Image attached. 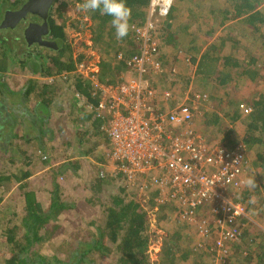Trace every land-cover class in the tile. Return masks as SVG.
<instances>
[{
	"label": "trees",
	"instance_id": "1",
	"mask_svg": "<svg viewBox=\"0 0 264 264\" xmlns=\"http://www.w3.org/2000/svg\"><path fill=\"white\" fill-rule=\"evenodd\" d=\"M23 1L25 0H0V14L4 9L11 8ZM178 1L183 3L182 0ZM69 3L72 6H77V4L79 6L83 0H54L48 9L46 15L48 31L45 38L49 45L41 43L31 45L23 42L25 47L18 53L15 50V41H20L19 39L23 38L20 34L14 35L15 30L12 31V28L0 25V152L3 154L0 161L7 168L6 171L2 169L3 167L0 168V191L5 190L4 184L7 181L17 183V189H21L22 192L23 202L22 213L19 218L14 223L13 216L15 213H13L6 222V230L3 231L4 241L9 242L12 251L4 258V264H108V258L112 257H114L112 258L115 261L114 264H208L200 261L199 257H208V253L196 251V241L190 243L186 249L187 252H181V246H177L176 243L180 237V231L176 230L163 242L158 259L152 261L148 253L151 233L147 207L143 204V195L140 196L139 193L131 190L122 195L112 194L108 202H104V204L101 202L103 215L97 221L89 222L88 225L94 226L93 230H88L87 235H81L79 239L72 241L73 244L67 255L48 254L43 250L45 240L51 237L59 227V224L56 223L59 215L69 209L76 208L73 202L63 198L60 176L69 168L73 170L79 168L81 160L104 143L106 152L109 150L108 136L104 129L107 119L106 116L103 118L95 116L94 111L86 109L74 97V90H77L91 103L97 104L99 97L92 96L93 85L91 80L86 77L80 74L70 75L71 81L61 84V82L56 83L54 81V83H48L45 79L32 75L25 79L18 89H15L4 80L3 75L8 68L1 62L14 61L21 68L28 65L32 74L46 77L73 69L74 60L70 55H67L70 54L67 51L71 49L72 42L67 39L64 21H57V18L66 17ZM147 3L148 0H127V5L131 9L129 26L132 23L137 25L143 23L146 18ZM263 3V0H236L232 4L231 13L228 12V9H223L224 11L217 13L219 7L214 6L211 7L210 12L213 17L220 20V24L230 19L243 20L245 25L242 29L246 32L244 36H249V32L253 35L258 33L263 36L264 44V31H259L264 26V8L261 6ZM88 16L92 32L90 39L93 45L102 44V38L114 35L113 32L112 35L105 33L107 27H111L114 31L110 17L101 14L99 10L89 13ZM168 18H174L171 12ZM75 22L78 20L72 19L70 24ZM172 27H174L173 24L168 23L165 28L168 37L165 43L178 47L177 51H173L174 59L177 58L178 61L186 62V69L188 66L191 69L187 73L189 75L185 74L187 76L179 80L181 74L175 69L172 70L173 65L166 64L168 57H165V53L161 52L163 44L161 39L159 40L158 54L161 60L164 59L161 56L165 55L166 67V70L162 72V75L166 76L161 78V85L162 88L170 89L173 93L171 94L172 101L169 104L175 106L181 102V98L187 93L190 94V99L193 96L195 98V94L201 93V99H197L200 106L193 110L192 116V121L200 130L210 128L211 125L214 128L221 121L225 126L224 120L229 119V123H234L238 117H241L246 129L241 140L248 146L256 143L260 145L254 162L258 163L259 167L264 170L263 93H256L255 97H252V103L247 105L245 99H237V96H232L235 90H232L231 87H228L230 90L225 91V93L220 94L219 92L223 90L221 88L233 81L235 75H245L250 80H253L254 76L258 77L264 66V56L260 59L244 47L245 54L241 58L238 57V49L242 48L239 45L242 36L233 35L231 33L233 28L230 29L228 35L224 36L222 34L214 35L215 31L212 32L211 30L201 32L202 35H209L208 38H205L200 44L196 52L198 55L187 56L181 51L184 46V38L182 39L181 36H184V32L194 35L193 31H188L186 25H176L173 31ZM158 35L160 37V33ZM227 41L232 49L228 51V54H223L220 52V48ZM115 42V53L122 50L128 55L137 49L130 30L127 36ZM100 47L104 51L102 46ZM262 49H264V45ZM83 55V53L79 54L75 61L81 60ZM112 57L114 54L110 58L100 59L98 63L99 80L106 84L118 81L121 71L125 69L123 61L112 59ZM165 80L171 81L166 82ZM199 81L201 84L202 81L204 82L205 87L200 86L203 89L199 88ZM63 86L65 87L64 91H70L72 101L69 110L75 113V116L69 119L71 126H68V130L66 125L62 123L54 127L55 121H59L60 113L64 108L62 106L64 101L59 98ZM212 89L216 90L212 92L213 94L210 92ZM216 101L220 111H217V107H215ZM228 105L230 110L225 108ZM239 105H244L250 110L244 113ZM230 130H225L224 138L228 137ZM93 135L96 138L92 140ZM56 136H62L59 141L60 145L66 149H71V152L61 159L50 155V151L56 147L52 144V140ZM100 138H103V141H100ZM85 142H88V147L84 145ZM228 142L225 143L233 145L238 141ZM34 155L43 164H48L47 170L54 173L51 182L46 187V192L51 195L46 206H43L41 201L37 199L36 189L28 188V178L34 174L31 168ZM77 155L80 156L77 157ZM246 157L248 159L247 155ZM99 160H101V155L97 156L91 165L96 166ZM115 175L116 177L111 176L106 170L96 172L95 184L91 186L94 191L93 195L100 191L106 179H117L119 175L122 176V173L116 172ZM50 184L51 187H48ZM152 191L155 195H159V189ZM94 197L96 198V196ZM1 199L2 196L0 195ZM155 202L152 199L147 201L150 206H154ZM165 202L164 205L162 204L163 206H167V202L170 201ZM11 222L12 224L9 225ZM250 227L254 226L250 225L245 228L237 240L231 241L230 254L227 258H230L233 252V254H238L242 251L245 254L242 262L245 264H264V232L259 235L260 240L256 236L254 238L248 237L247 233L255 231ZM174 235L176 236L174 237ZM66 243L64 242L65 247ZM251 243L254 244L248 247ZM62 248H64L63 245ZM112 253L114 255H111ZM102 259H104L103 262L100 261ZM184 260L187 261L184 262ZM219 263L228 264L230 262L229 259H224Z\"/></svg>",
	"mask_w": 264,
	"mask_h": 264
},
{
	"label": "built area",
	"instance_id": "2",
	"mask_svg": "<svg viewBox=\"0 0 264 264\" xmlns=\"http://www.w3.org/2000/svg\"><path fill=\"white\" fill-rule=\"evenodd\" d=\"M173 2L148 0L143 23L129 26L137 49L128 55L122 50L115 53V59L125 64L115 83L99 80V62L94 64L97 68L74 65L45 80L62 84L70 82L69 76L75 74L91 80V94L99 97L97 104L77 90L74 97L95 116H106L104 129L110 145L107 162L113 165L109 173L121 172L126 181L138 184L141 190L159 189L155 200L173 202L179 219L197 227L200 238L195 250L212 252L219 263L229 259L230 243L238 239L247 223L264 232V219L257 224L248 215L245 203L225 199L226 191L235 195L247 185L249 160L243 144L208 141L192 121L202 94L190 99L187 93L181 102L171 106L172 90L157 82L166 76L162 75L165 63L158 54L159 26L168 17ZM239 107L244 113L250 110L244 105ZM162 189L166 196L161 195ZM205 211L211 221L200 215ZM213 220L217 231L210 249L211 245L202 240L212 234Z\"/></svg>",
	"mask_w": 264,
	"mask_h": 264
},
{
	"label": "rangeland",
	"instance_id": "3",
	"mask_svg": "<svg viewBox=\"0 0 264 264\" xmlns=\"http://www.w3.org/2000/svg\"><path fill=\"white\" fill-rule=\"evenodd\" d=\"M182 1L183 3H180L178 0H174L173 6L170 11L171 15H173L174 18L167 17L165 20L161 22L159 26L160 37L158 35V37L161 38L163 44L161 52L165 53L166 56L163 54L165 57H168L166 59L167 60L166 64L170 63L171 65L174 66L173 68L178 73L181 74L179 80L184 79L183 77L189 75L187 73H189V69L191 68L188 66V68L186 69V65H187L186 62H183L181 60L178 61L177 58L174 59L173 51H177L178 47L171 46L170 43H165V41L168 40L165 29L168 23H172L174 27H176V25H182V26L186 25L188 31L189 30L193 31L194 35L187 34V32H184V36H181L182 39L184 38L183 40L184 46L183 49L181 48L180 49L182 53H184L187 56L198 55L196 52L199 49L200 44H202V41L205 40V38H208L207 36L209 35L206 34L202 35L201 32L211 30L212 32L215 31L214 35L222 34L224 36V35H228V32L232 28L233 29L231 33L233 35L242 36L239 45L242 46L243 50L242 48L237 47L239 48L238 53L236 52L238 54V57L240 58L243 57V55L245 54V48H248V50H250L255 56L260 57V59L264 56V49H262L264 45L263 36L259 35L258 33L257 34L255 33L253 35L251 32H249L250 35L245 37L244 35L246 32L243 31L242 29V27L245 25L243 20L237 21L238 19H230L220 24L219 23L220 20L218 18L213 17V15H211L210 11L212 10L211 7L213 6L219 7V11H217V13L224 11L223 9L226 10L228 9V12L231 13L230 11H232L231 10L232 4L236 0H182ZM261 6L264 8V3ZM66 11H67L66 17L57 18V21L58 22L64 21V27L67 30L66 31L67 39L72 42L71 49L67 51L70 54L67 55H70V57L74 60V65L77 66L83 65L85 69H87V66L96 67L94 64L99 62V59L104 57L110 58L113 54H115L114 45L116 43L115 41L118 39L115 37V33L114 31H112L111 27H107L105 29V33L112 35L113 32L114 35H112L111 37L102 38L103 41L102 44H98L97 46L93 45L90 39L92 32H91V25L89 18L87 20L83 19L84 13L80 11L78 4L77 6H72V4L69 3L67 5ZM72 19H77L78 22H75L71 25L70 21ZM174 27H172V31L174 30ZM259 31L263 32L264 26ZM177 32L179 33V30ZM18 34H20L19 30H17L14 33V35H18ZM189 39H191L192 41ZM19 40L20 41L18 40L15 41V46H16L15 50L18 53L23 50V47H25V44L23 43L24 40L21 38ZM100 46H102L104 51L101 49ZM220 49H221L220 50L221 53L228 54V51H231L232 48L230 47V45H228V41H227V43L226 44L224 43ZM82 53L84 54L83 58L81 60L75 61L78 55ZM164 56L161 57L165 59ZM1 63L7 65L8 69L3 75V77L4 80L8 83V85L12 88L18 89L23 83V81L28 77H31L32 75L34 77L40 76L39 74H32V71H30V67L28 65L24 66V68L23 67L21 68L18 65V63L14 61H7ZM258 64L261 65V63ZM98 68H99V64H98ZM185 74L187 75L185 76ZM45 77L46 76H41L42 79H45ZM170 81L171 80H167L166 82H170ZM157 82L161 84V81L157 80ZM198 86L199 88L201 87L204 88L205 87L204 82L202 81L201 84V81H199ZM228 87H231L232 90H235L232 96L233 95L235 97L237 96L238 97L237 99H245L247 105L248 103L251 104L253 101L252 97H255L256 93L260 92L263 93L264 95V66L260 71V75L258 77L254 76L253 80L248 79L245 75H235L233 81H231L229 85L221 88L223 90L219 91L220 94L225 93V91L227 90H230V88ZM64 90L65 87L63 86V89L59 96V98L62 99V101H64V103H62V106H64V108L60 113L59 121L58 122L55 121L54 127H57V124L59 125L62 123L66 125V129L68 130L69 129L68 126H71L69 119L70 117L75 116V113L69 110L71 107L70 103L72 101V98L70 96L71 95L70 91L67 90L64 91ZM177 91L179 92L178 89ZM214 91L216 90L212 89V91L210 92L212 93ZM215 107H217L216 108L217 111H220V109H218L217 101ZM225 108L227 110H230L229 105L225 106ZM224 121L226 123V124L224 123L225 126L222 124L221 121V123H219L214 128L211 125L209 126L210 128L202 129L201 133L208 141H214V142L238 141L239 143L243 144V149L246 152V155L248 156V160H249V165H248L249 167L246 173L247 185H245V188H243L245 190H241L240 195L237 194L234 195V193H232L231 191H226L225 199L233 202H241L243 204L245 203L244 205L247 206L248 215L250 216V218L257 224H260L259 222H261V220L264 219V170H262V167H259L258 163L254 162L255 155L258 149H260V145L256 143L248 146L245 143H243L241 139L246 129H245L244 121L242 120L241 117H238V119H236L234 123H229V119L228 120L226 119ZM88 125L89 122L87 124V127ZM226 129L228 130L231 129V130L228 137L224 138L223 136L226 133L225 131ZM60 137L62 136H56L55 138H53L52 144L57 148L55 147L56 149L54 148L50 151V155L56 156L58 157V159L63 158L65 155L71 152V149H66L63 145H60L59 143V141L61 140ZM85 137L87 138V135ZM95 138L96 136L93 135L92 140ZM100 141H103V138H100ZM84 145L88 147V142H85ZM109 153H110V145H109V150L106 152V146L104 143L103 145H101V147H97L94 152H90L91 154L90 157L92 160H95L97 156L99 157L101 155V160H99V163H96V166L91 165V160H89L88 163L82 160L79 168L75 170L69 168L68 171L63 172V174L60 176L61 177L60 184L63 189V192H61L62 196L63 198H66L68 201L73 202L76 208L69 209L59 215L56 222L57 224H59V227L51 237L45 240V243L43 245V250L48 254H53V255L56 254L59 256L65 254L67 255L69 253V249L73 244L72 241H76L77 239H79L81 235H87L88 230L90 231L93 230L94 226L93 225L90 226L88 224H90L89 222L97 221L98 219L101 218V215H103V212H101L102 205L104 204V202H108V200L110 199V195L112 194L114 195L116 193L122 195L124 192L126 193V191L131 190L139 193L140 196L143 195V199H144L143 204H145V206L147 207L146 209H147V215L149 221V230L151 233L149 237L150 243L148 247V253L150 259L152 261L158 259V254L160 253L163 242L165 241L166 238H169L171 233L174 232L175 230L180 231L179 232L180 237L176 241L177 246H181V250H182L181 252H187L186 249L188 248V246H190V243H194L200 238L198 235L197 227L194 225V223H190V224L183 223V221L179 219L177 214V207L173 202H167V206H163L166 202L158 203L155 199L159 198V195H155L152 191L153 189L141 190L138 184L128 182L126 181L124 176L119 175V177L117 179L115 178L114 180L110 178L106 179L103 182L100 191L97 194L93 195L94 191L91 189V186H94L95 184L94 179L96 172L99 173L100 170H106L108 172H111L113 170L111 169L113 165L108 164L107 162V156L109 155ZM1 155H3L2 152H0V157ZM79 156L80 155H77V157ZM0 168L4 169L5 171L7 170V168L4 167V164L2 163L0 165ZM31 168L34 171V174L28 178L29 181L28 188H35L37 191L36 194L37 199L41 201L43 206H46L48 204L49 198L51 197V195L48 192H46L47 190L46 187L47 184L51 182L54 173L52 171H48L47 168H49V165L43 164L41 160L38 158H35L33 160V164ZM110 174L111 176L116 177L115 174L113 173ZM252 179L254 180V185L249 183V181ZM96 184L98 185V183ZM4 185H5V190H3V192L0 191V195L2 196V199L0 200V264H4L3 262L4 258H6V256H8L12 252L10 250L11 246L9 242L4 241L5 236L3 235V231L6 230V222L10 217H12L13 213H15V215L13 216L15 223L16 219L19 218V216L21 215L22 207H23L22 192L21 189H19L20 191L17 189L18 184L7 181L5 182ZM48 187H51V184ZM117 187L118 189H116ZM161 195L163 196L167 195L164 189H162ZM94 196H96V198ZM148 199H152L154 202L156 201L157 203L155 202L154 206L153 205L150 206L147 203ZM208 214H209L208 211L200 213V215H205L207 219L211 221V217H208L209 216ZM250 223L251 222L247 223V225L245 224L246 226H244V229L252 225V223L251 224ZM11 224L12 222L9 225ZM215 226L217 225H215V222L213 220L211 222V227H210V231L212 234L207 235L204 238V240H202L207 245H211L210 249H213L212 242L215 237L214 233L217 231ZM254 227H250V228L255 229V231L254 230L253 232L250 231L249 233H247V235L248 237L251 238H254V236H256L260 240L259 235L263 233V231L257 225L255 228ZM175 236L176 235H174V237ZM64 242H67L66 247ZM254 243H251V245H248V247L252 246ZM62 245L64 248H62ZM233 253L229 258L230 263L245 264L244 262H242V259L245 256V254L242 253V251H240L238 254H233ZM111 255L114 254L112 253ZM214 256L215 255H213L212 252H209L208 257L200 256L199 259L202 263L221 264L215 261ZM112 258H108V264H114L115 261ZM103 260L104 259L100 261L103 262ZM185 261L187 260H184V262Z\"/></svg>",
	"mask_w": 264,
	"mask_h": 264
},
{
	"label": "clouds",
	"instance_id": "4",
	"mask_svg": "<svg viewBox=\"0 0 264 264\" xmlns=\"http://www.w3.org/2000/svg\"><path fill=\"white\" fill-rule=\"evenodd\" d=\"M79 9L84 13L83 19L85 20L89 18V13L99 10L101 14L111 18L110 22L117 39L127 36L131 17V9L127 5V0H83ZM249 183L254 185V180H250Z\"/></svg>",
	"mask_w": 264,
	"mask_h": 264
},
{
	"label": "flooded vegetation",
	"instance_id": "5",
	"mask_svg": "<svg viewBox=\"0 0 264 264\" xmlns=\"http://www.w3.org/2000/svg\"><path fill=\"white\" fill-rule=\"evenodd\" d=\"M25 1L11 8L4 9L0 17V25L12 28L11 30H15V32L19 30L24 42L31 45L46 41V32L43 24L44 18L41 14L33 11H26L23 16L16 17V15H13V11L19 9Z\"/></svg>",
	"mask_w": 264,
	"mask_h": 264
},
{
	"label": "water",
	"instance_id": "6",
	"mask_svg": "<svg viewBox=\"0 0 264 264\" xmlns=\"http://www.w3.org/2000/svg\"><path fill=\"white\" fill-rule=\"evenodd\" d=\"M53 1L54 0H26L19 9L13 11V15H16V17L23 16L24 12L26 11H33L41 14L42 17L44 18L43 24H44L45 32L47 33L48 26L46 21V17H47L46 15ZM40 43L44 45L47 44L49 45L48 41H41Z\"/></svg>",
	"mask_w": 264,
	"mask_h": 264
},
{
	"label": "crops",
	"instance_id": "7",
	"mask_svg": "<svg viewBox=\"0 0 264 264\" xmlns=\"http://www.w3.org/2000/svg\"><path fill=\"white\" fill-rule=\"evenodd\" d=\"M160 39H161V38H159V40H160ZM161 41H162V40H161ZM113 58H114V57H112V59H113ZM101 59H102V58H101ZM99 61H100V59H99ZM42 76H44V75H42ZM39 77H40V79H41V76H39ZM60 90H61V89H60ZM86 109H87V108H86ZM90 156H91V154H90V155L88 154V155H86L82 160L86 161L87 163H88L89 160H91V163H92V162H95L94 160L91 159ZM34 157H35V158H38L37 156L34 155V156H33V160L35 159ZM87 158H88V159H87ZM33 160H32V161H33ZM82 160H81V161H82ZM47 165H48V164H47ZM47 169H48V168H47ZM233 261H234V260H233ZM229 262H230V261H229ZM231 262H232V259H231ZM228 264H232V263H228ZM233 264H234V263H233Z\"/></svg>",
	"mask_w": 264,
	"mask_h": 264
}]
</instances>
